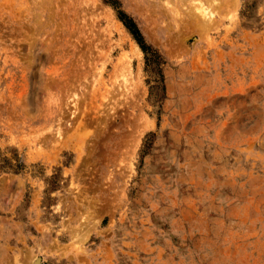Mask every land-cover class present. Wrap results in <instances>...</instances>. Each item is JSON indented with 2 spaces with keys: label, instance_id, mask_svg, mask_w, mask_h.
<instances>
[{
  "label": "rangeland",
  "instance_id": "rangeland-1",
  "mask_svg": "<svg viewBox=\"0 0 264 264\" xmlns=\"http://www.w3.org/2000/svg\"><path fill=\"white\" fill-rule=\"evenodd\" d=\"M0 264H264V0H0Z\"/></svg>",
  "mask_w": 264,
  "mask_h": 264
},
{
  "label": "trees",
  "instance_id": "trees-1",
  "mask_svg": "<svg viewBox=\"0 0 264 264\" xmlns=\"http://www.w3.org/2000/svg\"><path fill=\"white\" fill-rule=\"evenodd\" d=\"M109 1H112V0H109ZM118 13H119V18L123 21L127 29L130 31V33L134 36V38L140 44L141 48L144 51L148 52L149 47L147 45H144L139 29L135 25L134 21L130 17L125 15V13H123L122 11H118Z\"/></svg>",
  "mask_w": 264,
  "mask_h": 264
}]
</instances>
